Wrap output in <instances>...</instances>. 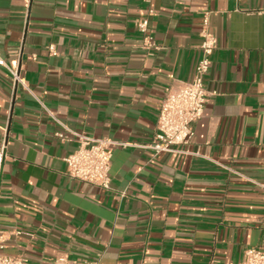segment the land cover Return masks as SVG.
<instances>
[{"label": "crops", "instance_id": "obj_1", "mask_svg": "<svg viewBox=\"0 0 264 264\" xmlns=\"http://www.w3.org/2000/svg\"><path fill=\"white\" fill-rule=\"evenodd\" d=\"M203 30L217 46L192 140L158 156L115 148L109 190L67 177L71 132L153 140ZM0 57L61 125L0 67V257L227 264L264 243V0H0Z\"/></svg>", "mask_w": 264, "mask_h": 264}, {"label": "built area", "instance_id": "obj_2", "mask_svg": "<svg viewBox=\"0 0 264 264\" xmlns=\"http://www.w3.org/2000/svg\"><path fill=\"white\" fill-rule=\"evenodd\" d=\"M206 24L207 20L204 19V26ZM138 27L140 33L144 35L143 48L148 52L157 50L152 38L148 36V21L143 20ZM201 39L199 46L200 58L195 65L192 79L181 83L178 88L168 92L163 98L155 124L153 140L147 144H127L117 143L107 138H92L81 133L71 132L77 147L64 159L67 167V177L103 190H109V171L112 153L115 148L132 147L148 150L153 156H158L160 154L176 153L177 147L187 145L192 140L194 132L191 126L202 118L207 103L208 93L204 83L210 68L211 56L217 46L216 38L206 30L201 32ZM0 67L8 73L14 89L20 86L28 92L42 110L48 113L56 124L60 125V122L52 116L44 103L27 87L15 64H8L0 57ZM56 137L61 141L68 140L62 133H57ZM5 149L6 140L2 139L0 143V173ZM258 186L264 189V186ZM0 264L25 263L20 258L0 257ZM52 264L73 263L66 259H57ZM90 264H98V262ZM227 264H264V243L258 247L247 249L240 263Z\"/></svg>", "mask_w": 264, "mask_h": 264}]
</instances>
